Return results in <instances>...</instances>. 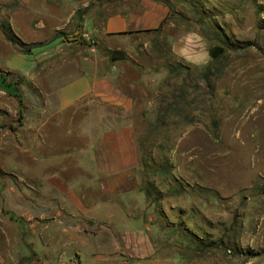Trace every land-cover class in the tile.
<instances>
[{
  "label": "crops",
  "instance_id": "crops-1",
  "mask_svg": "<svg viewBox=\"0 0 264 264\" xmlns=\"http://www.w3.org/2000/svg\"><path fill=\"white\" fill-rule=\"evenodd\" d=\"M168 14L151 0H0V67L35 83L41 63L64 69L43 93L42 119L27 117L28 147L0 172V264H179L162 199L146 191L138 99L119 84L123 61H111Z\"/></svg>",
  "mask_w": 264,
  "mask_h": 264
},
{
  "label": "rangeland",
  "instance_id": "rangeland-1",
  "mask_svg": "<svg viewBox=\"0 0 264 264\" xmlns=\"http://www.w3.org/2000/svg\"><path fill=\"white\" fill-rule=\"evenodd\" d=\"M151 1L168 17L124 38L119 84L138 99L142 166L179 264H264V0ZM59 68L41 63L35 83L0 67V172L28 147L23 126L42 119Z\"/></svg>",
  "mask_w": 264,
  "mask_h": 264
},
{
  "label": "trees",
  "instance_id": "trees-1",
  "mask_svg": "<svg viewBox=\"0 0 264 264\" xmlns=\"http://www.w3.org/2000/svg\"><path fill=\"white\" fill-rule=\"evenodd\" d=\"M2 29V31H3V33H4V35L6 36V38L9 40V41H11L13 44H15V45H19L20 47H22L23 45H22V43L15 37V35L11 32V30H9V29H6V28H1ZM218 50H220V48L218 49ZM24 53H28L29 52V50L28 49H23L22 50ZM12 129L13 130H16L17 129V127L16 126H12ZM153 187H154V185L153 184H151L150 182L149 183H147V188H146V191H147V195L149 196V197H151V196H153Z\"/></svg>",
  "mask_w": 264,
  "mask_h": 264
},
{
  "label": "water",
  "instance_id": "water-1",
  "mask_svg": "<svg viewBox=\"0 0 264 264\" xmlns=\"http://www.w3.org/2000/svg\"><path fill=\"white\" fill-rule=\"evenodd\" d=\"M219 48H214L212 51H211V56L213 59L217 58L221 53H222V50H218ZM127 60V56L121 52V51H112L111 53V61L113 63H116V62H122V61H126Z\"/></svg>",
  "mask_w": 264,
  "mask_h": 264
},
{
  "label": "built area",
  "instance_id": "built-area-1",
  "mask_svg": "<svg viewBox=\"0 0 264 264\" xmlns=\"http://www.w3.org/2000/svg\"><path fill=\"white\" fill-rule=\"evenodd\" d=\"M84 37L86 38V40L89 41V43H91L92 46H95V45H96V42H95L94 40H92V39L90 38V36H88V35H84Z\"/></svg>",
  "mask_w": 264,
  "mask_h": 264
}]
</instances>
